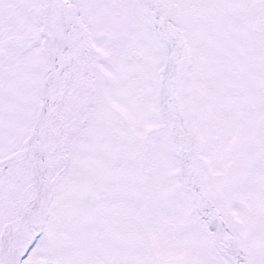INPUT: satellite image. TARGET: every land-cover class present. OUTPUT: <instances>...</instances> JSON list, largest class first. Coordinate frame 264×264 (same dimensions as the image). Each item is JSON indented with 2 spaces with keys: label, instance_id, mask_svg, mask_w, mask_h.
Masks as SVG:
<instances>
[{
  "label": "snow or ice",
  "instance_id": "obj_1",
  "mask_svg": "<svg viewBox=\"0 0 264 264\" xmlns=\"http://www.w3.org/2000/svg\"><path fill=\"white\" fill-rule=\"evenodd\" d=\"M0 264H264V0H0Z\"/></svg>",
  "mask_w": 264,
  "mask_h": 264
}]
</instances>
